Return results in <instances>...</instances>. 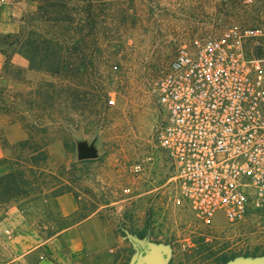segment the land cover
<instances>
[{"label":"rangeland","instance_id":"1","mask_svg":"<svg viewBox=\"0 0 264 264\" xmlns=\"http://www.w3.org/2000/svg\"><path fill=\"white\" fill-rule=\"evenodd\" d=\"M68 1L75 17L70 30L89 10L98 40L95 45L89 36L86 45L71 48V62L82 59L78 72L53 77L31 70L6 39L32 24L36 2L0 0L3 21L16 25L0 30V50L10 56L4 70L0 53V148L13 164L21 154L16 142L30 129V146L38 150L33 156L43 151L47 157L28 162L31 186L18 196L9 192L0 204V264L82 223L72 232L76 242H61L64 254L71 252L68 244L81 248L84 264H129L134 248L126 233L168 250L166 264L263 257V216L249 213L229 225L217 213L205 226L167 198L171 170L155 143L162 114L152 92L179 45L233 24L252 25L256 10L240 0H87L90 8L86 0ZM76 49L84 55L75 57ZM79 148L95 157L80 160ZM141 161L145 172L136 179L133 164ZM8 166L0 164V175ZM151 176L160 186L151 192V206L134 211L133 182ZM59 188L65 192L55 198ZM70 254L71 261L77 257Z\"/></svg>","mask_w":264,"mask_h":264},{"label":"built area","instance_id":"2","mask_svg":"<svg viewBox=\"0 0 264 264\" xmlns=\"http://www.w3.org/2000/svg\"><path fill=\"white\" fill-rule=\"evenodd\" d=\"M240 1L255 23L182 43L152 81L167 198L205 226L264 217V0Z\"/></svg>","mask_w":264,"mask_h":264},{"label":"trees","instance_id":"3","mask_svg":"<svg viewBox=\"0 0 264 264\" xmlns=\"http://www.w3.org/2000/svg\"><path fill=\"white\" fill-rule=\"evenodd\" d=\"M32 1L37 4L36 11L31 18L32 24L18 34L6 36L9 43L16 47L14 52L25 57L31 70L42 71L53 77L67 75L71 70L78 72L82 59L78 60L77 65H75V61L71 62V48L79 49L86 45L85 41L89 36L91 37L90 41L95 45L98 40L93 32L95 22L89 18V10L85 13L84 18L77 20V28L73 27L71 31L75 17L74 13L70 11L68 0ZM92 5L90 1L86 0L88 8ZM77 49L74 52L75 57L84 55ZM0 53L5 58L3 66L5 70L10 66V56L5 50H0ZM73 63L74 67H72ZM61 132L65 135L63 131ZM34 141V134L29 129L27 136L16 142V147L21 153L19 158L14 159L13 164L11 163L12 165L9 166L8 158H0V164L8 166V170L0 175V204L5 202L4 198L9 192L16 195L21 191L24 192L25 190L22 189L25 187L31 186L34 172L28 162L43 161L47 158L43 151L38 152L39 156H33L38 151L30 146ZM64 192L59 188L53 193V196L56 198ZM16 196H8V198ZM232 258H224L222 261L225 263Z\"/></svg>","mask_w":264,"mask_h":264},{"label":"crops","instance_id":"4","mask_svg":"<svg viewBox=\"0 0 264 264\" xmlns=\"http://www.w3.org/2000/svg\"><path fill=\"white\" fill-rule=\"evenodd\" d=\"M4 14L5 13L1 11L0 18L3 23H0V30L4 32L14 31L16 29V25L12 23H5L3 21ZM3 156L4 150L0 148V158ZM84 225L85 223H82L81 226L79 224L77 227L59 231V233L49 237L42 243L33 246L32 249L19 254L11 264H84L80 261V255L82 254L81 248L73 247L68 244L67 247L71 249V252L64 254V247L61 242V240L63 241L66 237L68 238V243H71L72 241L76 242L77 239L74 238L73 233L75 230L79 229V227H84ZM70 253L77 256L74 257L72 261L69 257V255H71ZM32 256L36 257L37 260L31 262L30 257Z\"/></svg>","mask_w":264,"mask_h":264},{"label":"water","instance_id":"5","mask_svg":"<svg viewBox=\"0 0 264 264\" xmlns=\"http://www.w3.org/2000/svg\"><path fill=\"white\" fill-rule=\"evenodd\" d=\"M78 157L80 160L93 159V153L86 149H78ZM127 239L134 248V255L131 257L129 264H166L169 255L168 250L161 246L153 245L150 242L139 239L126 233ZM226 264H264L263 257H241L233 259Z\"/></svg>","mask_w":264,"mask_h":264},{"label":"flooded vegetation","instance_id":"6","mask_svg":"<svg viewBox=\"0 0 264 264\" xmlns=\"http://www.w3.org/2000/svg\"><path fill=\"white\" fill-rule=\"evenodd\" d=\"M152 162V158L148 157L146 159V163ZM154 162H152L153 164ZM145 172L144 162H138L133 164V175L136 179L140 178L141 175ZM159 185L156 184V180L151 176L148 177V179L143 180L141 183H134L133 182V210L138 211L140 208H144L147 205V208L151 205L148 204L149 199L151 198V201H153L152 191L153 189L157 188L159 189ZM161 190L163 191V187L161 185ZM158 193V192H157Z\"/></svg>","mask_w":264,"mask_h":264}]
</instances>
